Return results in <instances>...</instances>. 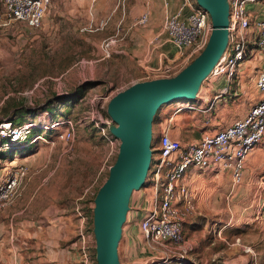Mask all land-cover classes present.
<instances>
[{"label":"rangeland","instance_id":"1","mask_svg":"<svg viewBox=\"0 0 264 264\" xmlns=\"http://www.w3.org/2000/svg\"><path fill=\"white\" fill-rule=\"evenodd\" d=\"M67 1L49 0L42 25L36 31L28 30L21 23L9 22L0 3V140L6 138L1 128L10 126L6 119L11 108L37 107L35 117H25L21 121V126L35 125V135L44 140L30 144L31 151L38 154L36 159L46 158L49 171L53 172L51 179L62 183V197L72 203L75 226L74 208L77 207L91 231L90 200L105 180L116 155H109V147L94 123L96 114L105 120L99 111L101 98L112 97L145 77L138 74L130 55L120 54V38L124 31L120 21L131 22L141 4L140 0H84L70 8ZM256 6L258 17L264 18V3ZM107 39L115 42L106 55L101 44ZM241 65L243 70L253 73L254 78L262 71V61L255 52L236 69ZM219 80L211 83L212 88H208L210 81L201 84L197 99L202 98L205 104L197 110H183L174 115L184 102L161 107L152 121V146H156L158 131L169 117H172L168 126L170 137L184 145L197 140L201 134L221 130L225 126L221 121L224 117L235 120L243 109L242 104H256L260 98L253 79L241 96L220 98L209 112H202L208 103L215 101L216 88L226 87V82ZM82 84H88V87L80 99L49 106L54 110L52 114H56L54 119L41 112L46 100L71 93ZM64 120H69L73 126L72 140L56 141L52 146L46 144L65 129L63 124L55 128L50 126ZM5 151L6 147L0 145V154ZM8 160L0 157V161ZM224 173L222 176L220 172L195 169L185 178L195 208V213L181 228L189 247L185 259L191 264H248L251 257L243 250L250 248L255 264H264V218L260 211L264 199V140L244 160L242 181L238 186L232 187L229 173ZM149 178L150 166L143 188L131 195L133 199L143 200L139 211L142 217L152 205ZM247 219L255 222L247 223L250 222ZM223 226L225 229L220 231ZM132 241L134 244L125 255L120 239L117 247L119 263L151 264V254L138 232ZM91 252L93 254V249Z\"/></svg>","mask_w":264,"mask_h":264},{"label":"built area","instance_id":"2","mask_svg":"<svg viewBox=\"0 0 264 264\" xmlns=\"http://www.w3.org/2000/svg\"><path fill=\"white\" fill-rule=\"evenodd\" d=\"M0 3L3 15L9 22H18L28 30L36 31L42 25L49 0H0ZM227 3V47L204 81H210L208 88H211L212 82L221 78L229 84L240 62L246 61L254 52L261 56L264 66V18L252 19L247 9L248 5L262 4L264 0H227ZM162 5L165 10L162 30L178 57L170 63L147 70L143 81L170 78L177 74L204 48L211 31L208 15L196 8L194 0H179L172 14L167 13V3L162 2ZM148 18L149 11L145 7L133 22V26H145ZM114 42L113 39L102 42L101 48L106 55ZM254 85L260 98L249 108L244 118L212 134H201L197 140L181 145L178 140L170 137L168 126L172 117H169L165 120L164 127L158 131L155 147L152 146L151 140L149 181L153 199L152 205L138 223V233L143 239L145 248L151 254L153 261L151 264H184L186 260L189 247L181 228L185 220L195 213L185 179L192 170L227 172L232 187L241 183L244 160L249 152L264 140V68L257 72ZM226 91L225 89L223 94ZM198 96L199 92L193 104L184 102L183 106L173 112L174 115L183 110H197L200 105L205 104L202 98L197 99ZM110 97L108 95L101 98L99 111L102 114ZM218 97L220 96H215L214 100ZM213 102L208 103L207 109L202 112H209L213 108ZM104 119L102 120V117L96 114L94 126L109 147V155H112L117 151L118 142L108 133L107 127L110 120L105 117ZM62 124L65 126L64 131L58 132L53 140L46 144L52 146L56 141L66 143L72 140L73 126L69 120L54 123L50 128ZM33 126L35 125L27 124L13 129L7 126L1 128V133H5L10 142L19 143L26 139ZM36 140L44 141L36 136L30 140L29 144L35 143ZM3 145L6 149L8 148L6 144ZM26 176L27 167L24 164L15 165L8 170L5 178L0 181V211L11 206L20 195ZM260 211L264 218V199L260 205ZM74 215L77 223L73 246L78 264H95L92 232L88 231L86 219L80 208H74ZM243 251L251 257L248 264H255L252 250L245 248Z\"/></svg>","mask_w":264,"mask_h":264},{"label":"crops","instance_id":"3","mask_svg":"<svg viewBox=\"0 0 264 264\" xmlns=\"http://www.w3.org/2000/svg\"><path fill=\"white\" fill-rule=\"evenodd\" d=\"M82 1L84 0H68L67 4L70 8H74ZM162 2L167 3V13L172 14L179 0H140V9L132 15V21H120V27L124 30L123 38H120V54L130 55L138 74H144L149 69L170 63L178 57L162 30L165 13ZM145 7L149 11L148 23L145 26L134 27L133 22ZM247 9L252 19H262L258 17L259 8L256 4L248 5ZM258 58L261 61L260 55ZM242 65L231 82L226 83V87L216 88L214 96L220 97L213 102V105L219 102L220 98L232 99L241 96L246 86L254 82L253 73L243 70ZM220 80L226 82L222 78ZM225 89L227 91L223 94ZM254 104H242L240 115L234 119H242ZM227 117L221 120L224 127L235 121L227 120ZM37 155L31 154L19 156L12 161L10 159L0 161L2 162L0 181L15 165L24 164L27 167V176L20 195L11 206L0 211V264H78L73 246L75 221L72 203L68 198L62 197V183L51 179L53 172L49 171L46 158L36 159ZM220 173L225 176L224 172ZM142 203L143 200L141 201L139 197L133 199L131 196L129 211L130 209L133 211L126 215L125 225L121 231L122 249L125 255L134 244L132 240L138 232V223L142 218L139 212ZM254 219H247L250 221L247 223L255 222ZM221 229L220 231H223L225 226ZM219 233L218 231L217 234Z\"/></svg>","mask_w":264,"mask_h":264},{"label":"water","instance_id":"4","mask_svg":"<svg viewBox=\"0 0 264 264\" xmlns=\"http://www.w3.org/2000/svg\"><path fill=\"white\" fill-rule=\"evenodd\" d=\"M194 3L208 15L211 24L204 48L174 76L136 82L113 95L106 104L108 133L117 140L118 147L92 200L95 264H120L117 247L131 195L143 188L149 170L151 126L156 112L173 103L194 101L227 47V0ZM183 263L191 264L187 260Z\"/></svg>","mask_w":264,"mask_h":264},{"label":"trees","instance_id":"5","mask_svg":"<svg viewBox=\"0 0 264 264\" xmlns=\"http://www.w3.org/2000/svg\"><path fill=\"white\" fill-rule=\"evenodd\" d=\"M88 87V84H82L77 86L76 88H74L73 92L71 93H67L63 96H55L52 98V100H46L45 103L42 105L41 112H45L48 113L50 116V119H54V115L56 114H52L54 112L53 109H50V105L51 104H55V105H63L64 103H74L75 101H77L78 99H80L82 97V93L84 92V90H86ZM66 105V104H65ZM36 109L37 107L33 106L31 107H25V108H11L10 109V114L7 116V121L9 122L10 128H17L21 126V121L23 120V118H31V117H35L36 116ZM103 116L105 118H107V116L105 115V112L103 113ZM37 133L36 128L34 129L31 128L29 131V134L26 136V139L22 142L19 143H13L10 142L9 137L6 136V138H2L0 140V145L2 146L3 144H6L8 146V148L6 149L5 152H2L0 154V157H7L8 159L13 158L14 156H28L31 154H34V151H31L30 148V140L32 139V137H34V135ZM36 136V135H35ZM24 143V144H23ZM23 145V147L21 146ZM22 147V148H20ZM26 147V148H25ZM19 149H23V150H19ZM94 197V195H93ZM93 197L91 198L90 202L92 203Z\"/></svg>","mask_w":264,"mask_h":264},{"label":"bare ground","instance_id":"6","mask_svg":"<svg viewBox=\"0 0 264 264\" xmlns=\"http://www.w3.org/2000/svg\"><path fill=\"white\" fill-rule=\"evenodd\" d=\"M4 127H7V126H4Z\"/></svg>","mask_w":264,"mask_h":264}]
</instances>
